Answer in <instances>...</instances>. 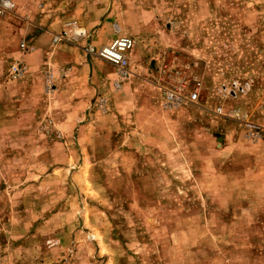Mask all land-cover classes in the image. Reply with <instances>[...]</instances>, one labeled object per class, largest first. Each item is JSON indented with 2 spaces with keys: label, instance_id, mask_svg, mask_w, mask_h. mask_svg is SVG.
<instances>
[{
  "label": "rangeland",
  "instance_id": "obj_1",
  "mask_svg": "<svg viewBox=\"0 0 264 264\" xmlns=\"http://www.w3.org/2000/svg\"><path fill=\"white\" fill-rule=\"evenodd\" d=\"M16 2L0 264H264V0ZM70 20L87 36L54 41ZM121 36L125 67L88 51Z\"/></svg>",
  "mask_w": 264,
  "mask_h": 264
},
{
  "label": "built area",
  "instance_id": "obj_2",
  "mask_svg": "<svg viewBox=\"0 0 264 264\" xmlns=\"http://www.w3.org/2000/svg\"><path fill=\"white\" fill-rule=\"evenodd\" d=\"M17 7L18 5L16 0H0V18L15 15ZM80 27L81 25L77 20H70L66 22L64 30L60 34L58 33L54 35V41L62 40L64 38H71L72 40L84 38L87 35L86 30H82ZM133 45L134 41L132 38L128 36H121L116 38L112 44H108L107 48H105L106 46H102L101 48L96 49L93 45H89L88 51L117 66L125 67L129 63L128 52L132 49ZM25 46L26 44L22 43V47ZM20 71V67L16 66L14 71L15 76H19L21 74ZM251 86L252 82L250 80L246 82L236 80L231 82L230 86L224 84L222 90L233 94H243L246 93ZM198 90L199 89L197 87L195 91L190 93V101L194 102L198 100ZM169 96L174 101L176 99H178V101L183 99L181 94L173 91L169 93Z\"/></svg>",
  "mask_w": 264,
  "mask_h": 264
},
{
  "label": "crops",
  "instance_id": "obj_3",
  "mask_svg": "<svg viewBox=\"0 0 264 264\" xmlns=\"http://www.w3.org/2000/svg\"><path fill=\"white\" fill-rule=\"evenodd\" d=\"M24 1H27V0H24ZM18 3H19V2H18ZM21 4H22V3H21ZM21 4H20V5H21ZM18 6H19V5H18ZM20 7H21V6H20ZM106 22H107V19L105 20L104 23H105L107 26H109V23H108V22L106 23ZM99 29H100V28H99ZM99 29L97 28L95 32L100 31ZM104 44H107V43H104ZM107 45H108V44H107Z\"/></svg>",
  "mask_w": 264,
  "mask_h": 264
},
{
  "label": "bare ground",
  "instance_id": "obj_4",
  "mask_svg": "<svg viewBox=\"0 0 264 264\" xmlns=\"http://www.w3.org/2000/svg\"><path fill=\"white\" fill-rule=\"evenodd\" d=\"M80 28H82V30H86V29L84 28V26H82V25H81ZM86 31H87V30H86ZM86 36H87V35H86ZM86 36H85V37H86ZM85 37H84V38H85ZM107 46H108V45H107ZM107 46H106L105 48H107Z\"/></svg>",
  "mask_w": 264,
  "mask_h": 264
}]
</instances>
